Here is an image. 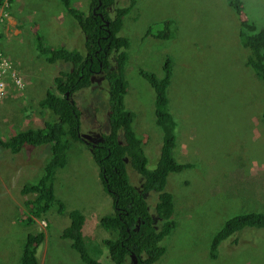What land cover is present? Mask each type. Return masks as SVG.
Segmentation results:
<instances>
[{
  "label": "rangeland",
  "instance_id": "1",
  "mask_svg": "<svg viewBox=\"0 0 264 264\" xmlns=\"http://www.w3.org/2000/svg\"><path fill=\"white\" fill-rule=\"evenodd\" d=\"M129 1L116 0L114 8ZM241 1L243 17L263 28L264 0ZM76 2L88 8V0ZM64 8L59 0H21L9 11L0 4L7 12L0 21L4 35L0 47L25 82L19 90L9 87L8 96L16 105L12 114L5 104L8 99L0 100L1 118L9 122L0 136L15 131L16 118L21 129L43 126L48 113L27 116L20 110L27 102L19 99L27 96L28 86L32 92L39 85L55 88L54 78L68 68L61 60L49 63L40 55L39 37L50 47L86 51L80 25L65 15ZM110 13L114 15L113 8ZM238 17L228 0H137L119 32L130 39L125 105L135 114L133 127L145 143L148 168L157 166L163 133L156 123L155 90L139 69L162 76L168 55L173 57V70L167 93L178 122L174 154L180 162L195 164L168 176L166 189L174 195L176 227L161 242L166 252L156 264H264L263 228L239 232L237 241L231 238L220 245L218 257L210 256L213 236L229 217L264 211V80L246 63L250 50L241 44ZM169 20L176 30L172 42L146 35L148 28ZM97 75L71 98L81 112L80 131L89 139L105 133L107 127L108 84ZM68 142L66 163L57 169L55 179V192L65 210L60 212L56 204L31 225L19 218L29 197L20 195V189L41 177L51 157L50 145L24 149L12 159L13 166L0 151V264H20L26 237L35 231L45 232L37 249L39 264H87L71 241L62 237L73 209L86 217L83 230L89 253L102 264H115L103 242L111 234L101 224V218L114 211L113 198L104 189L90 146L71 137ZM128 172L137 183V173Z\"/></svg>",
  "mask_w": 264,
  "mask_h": 264
},
{
  "label": "trees",
  "instance_id": "2",
  "mask_svg": "<svg viewBox=\"0 0 264 264\" xmlns=\"http://www.w3.org/2000/svg\"><path fill=\"white\" fill-rule=\"evenodd\" d=\"M59 1L65 7V15H70L77 21L73 23L80 25L85 37L86 52L64 45L50 47L42 37L37 41V49L47 62L61 60L68 68L61 70L54 78L55 88L39 85L35 92H32V88L29 91L28 86L25 90L28 92L27 96L19 99L23 104L27 102L20 109L21 112H27V116L48 113L44 125L41 127L29 125L21 129L17 127L19 120L16 118L13 123L16 126L15 131L12 129L9 135L5 133L6 135L0 136V151L4 152L5 159L10 161L12 166V159L24 152V149L30 146L50 145L51 157L45 164L41 177L37 181L25 183L20 189V195L29 197L23 202L27 210L21 209L23 216L19 218L31 225L56 204L60 212L65 210V204L57 198L55 192L56 171L66 163L68 137L83 141L90 146L100 169L104 189L113 198L114 211L101 218L102 226L111 234L110 237L103 239L108 247L109 257L115 264H127L126 261L129 259L133 263L131 257L134 254L137 264H156L166 252V246L161 242L176 227V221L173 219L174 195L166 189L168 176L172 172H180L195 166L192 162L178 161L174 154L178 122L170 110L167 93L172 77L173 57L170 55L166 57L162 76L142 67L139 69V73L155 90L156 123L163 133L157 166L150 169L145 143L133 127L135 114L125 105L128 82L124 70L129 57L127 48L130 46V39L119 34L125 16L135 7L137 0H130L128 5L115 8L116 0H88V9L78 6L76 0ZM4 2L5 0H0V4ZM7 2L9 5L15 0ZM228 3L239 16L241 44L250 50L246 63L252 67L258 78L264 80V27L258 29L254 22L243 17L241 0H228ZM112 8L113 16L110 13ZM171 23L169 20L164 26L156 29L150 27L146 35L158 39L171 38L172 42L176 30L170 27ZM154 30L156 31L153 33ZM3 37V32H0V44ZM2 54L5 53L0 47V55ZM94 74L103 76L107 81L109 110L105 133L96 136L98 140L95 142L86 138L89 141L87 143L80 136V109L71 98L73 94L92 83L95 79ZM4 100L5 104L9 103L8 111L12 114L16 106L11 102L13 97L6 96ZM1 116L0 130L9 123L8 120H2ZM262 119L264 120V110ZM184 157L182 160L187 161ZM179 158L181 159L180 156ZM12 170L15 172V167ZM128 170L137 173L140 178L137 183L131 181ZM189 183L187 179L185 184ZM68 215L71 222L64 228L62 237L71 241V246L87 264H102L87 249L83 230L85 215L79 209L70 210ZM252 227L264 229V211H244L229 217L213 236L210 256L218 257L221 244L230 241L231 238L234 239L233 242L237 241L235 235ZM44 239L43 231L28 233L20 264H39L37 249Z\"/></svg>",
  "mask_w": 264,
  "mask_h": 264
},
{
  "label": "built area",
  "instance_id": "3",
  "mask_svg": "<svg viewBox=\"0 0 264 264\" xmlns=\"http://www.w3.org/2000/svg\"><path fill=\"white\" fill-rule=\"evenodd\" d=\"M13 62L4 55H0V98H5L9 94L11 85L23 88L25 82Z\"/></svg>",
  "mask_w": 264,
  "mask_h": 264
},
{
  "label": "clouds",
  "instance_id": "4",
  "mask_svg": "<svg viewBox=\"0 0 264 264\" xmlns=\"http://www.w3.org/2000/svg\"><path fill=\"white\" fill-rule=\"evenodd\" d=\"M15 2H19V3H20L21 0H15ZM15 2H12V3H10V4L8 5L7 0H5L4 4H5V7H6V10L9 11V10L13 7V5H14ZM129 2H130V1H129ZM2 5H3V3H2ZM120 7H121V6H120ZM87 9H88V8H87ZM6 13H7V12H5V9H2V10L0 9V21H2V20L4 19V17L7 15ZM124 19H125V18H124ZM20 25H21V24H20ZM85 49H86V48H85ZM85 52H86V51H85ZM2 55L6 56L5 54H2ZM7 58H8V57H7ZM11 61H12V60H11ZM12 62H13V61H12ZM13 64H14V63H13ZM100 78L103 79V76H100ZM92 82H94V81H92ZM91 84H92V83H91ZM91 84H90V85H91ZM7 96H8V95H7ZM4 99H5V98H2V99L0 98V100H2V101H3ZM80 132H81V131H80ZM80 134H82V133H80ZM82 135H83V134H82ZM95 137H96V136H95ZM82 138H83V137H82ZM84 139H85V141H86L87 143H89V141H88L86 138H84ZM91 141L94 142L92 139H91ZM133 260H134V259H133Z\"/></svg>",
  "mask_w": 264,
  "mask_h": 264
},
{
  "label": "flooded vegetation",
  "instance_id": "5",
  "mask_svg": "<svg viewBox=\"0 0 264 264\" xmlns=\"http://www.w3.org/2000/svg\"><path fill=\"white\" fill-rule=\"evenodd\" d=\"M92 140L95 142V141L98 140V138H97V137H94ZM131 258H132V257H131ZM135 260H136V263H135V261H133V263H132V262L130 261V259H129L128 261H126V262H127V264H128L129 261H130L131 264H137V258H136Z\"/></svg>",
  "mask_w": 264,
  "mask_h": 264
},
{
  "label": "water",
  "instance_id": "6",
  "mask_svg": "<svg viewBox=\"0 0 264 264\" xmlns=\"http://www.w3.org/2000/svg\"><path fill=\"white\" fill-rule=\"evenodd\" d=\"M80 136L81 137H83V138H87V135H82V134H80ZM132 258L134 259V261H135V263H136V257H135V255L134 254H132Z\"/></svg>",
  "mask_w": 264,
  "mask_h": 264
}]
</instances>
